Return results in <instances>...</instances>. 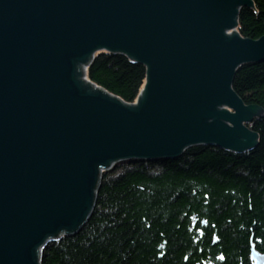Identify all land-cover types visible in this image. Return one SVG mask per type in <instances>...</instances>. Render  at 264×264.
<instances>
[{
	"label": "water",
	"instance_id": "water-1",
	"mask_svg": "<svg viewBox=\"0 0 264 264\" xmlns=\"http://www.w3.org/2000/svg\"><path fill=\"white\" fill-rule=\"evenodd\" d=\"M251 0H0V264H40L41 245L79 231L99 169L179 156L196 144L244 152L264 116L232 88L264 60V34L235 31ZM144 63L136 103L92 88V49ZM253 250L256 259H264Z\"/></svg>",
	"mask_w": 264,
	"mask_h": 264
},
{
	"label": "trees",
	"instance_id": "trees-1",
	"mask_svg": "<svg viewBox=\"0 0 264 264\" xmlns=\"http://www.w3.org/2000/svg\"><path fill=\"white\" fill-rule=\"evenodd\" d=\"M238 10L237 31L264 34V0ZM87 76L133 102L145 67L98 52ZM232 88L264 110V61L241 64ZM256 145L233 152L198 144L168 161L126 160L100 180L94 209L73 235L49 242L40 264H248L264 250V116L247 123Z\"/></svg>",
	"mask_w": 264,
	"mask_h": 264
},
{
	"label": "bare ground",
	"instance_id": "bare-ground-1",
	"mask_svg": "<svg viewBox=\"0 0 264 264\" xmlns=\"http://www.w3.org/2000/svg\"><path fill=\"white\" fill-rule=\"evenodd\" d=\"M249 7H253V5H251V6H249ZM238 10H239V9H238ZM237 20H238V13H237V19H236V26H235V31H236V32H238V31H237ZM244 38H245V37H244ZM103 51L107 52L108 54H111V56H120V57H124V58H126L130 63H140V64H142L144 67H145V65H144V63L139 62L138 60H136V59H134V58H131L130 56H128L127 54H125V53H123V52H121V51L108 50V49H106V48L97 47V48L92 49L91 52L88 53V57H87V59H86L84 65H83V68H82V71H81V74H82V78H83V80H84L85 82H87L92 88H94V89H96V90H98V91H100V92H102V93H104V94H105V92H106V93H107L106 95H109V96H115V97L119 98L121 101L125 102V101H124L122 98H120L118 95H116V94H114V93L108 91L107 89H105L104 87H102L101 85H99L98 83H96L95 81L91 80V79L87 76V68L91 65L92 61L95 59V57H96V55L98 54V52H103ZM144 80H145V79H144ZM143 85H144V83H143ZM142 89H143V86H142L141 90L138 92V94H137V96H136V98H135V100H134L133 102H127V103H128V104H134V103H136L137 98L139 97V95H140ZM248 127H249V126H248ZM249 128H250V127H249ZM251 130H252V129H251ZM196 145H198V144H196ZM247 151H248V150H247ZM177 157H178V156H177ZM177 157H174V158H168V159H164L163 157H154V158H150V159H134V160H143L144 163H147L149 160H154V161H156V160H157V161H159V160L168 161V160H173V159H175V158H177ZM122 160H124V159H122ZM122 160L116 161L115 164H116V163H119V162H122ZM130 160H133V159H130ZM112 168H114V165H112L111 169H112ZM117 170L121 171V168H118ZM104 171H106V170H101V169H99V178H100V180H101L102 177L106 174V173H104ZM96 200H97V197L95 196V204H96ZM95 204H94V206H95ZM93 209H94V207H93ZM92 211H93V210H92ZM89 217H90V216H89ZM87 221H88V219L86 220V222H87ZM86 222H85V223H86ZM85 223L81 226V228L85 225ZM81 228H80V229H81ZM80 229H79V230H80ZM76 232H77V231H76ZM76 232H74L73 234H75ZM73 234H71V235H73ZM62 236H65V235H57V236H53V237L49 238L45 244L41 245V248H40V251H39V257H40V259H41L42 249L45 247V245H46L47 243H49V242H52V241H56V240H58V239L61 238ZM257 250H258V251H257ZM255 251L257 252L256 254H258V255H262V254H264V253H262V251H260L259 249H255ZM260 252H261V253H260ZM263 258H264V257H263ZM251 264H253V263H251Z\"/></svg>",
	"mask_w": 264,
	"mask_h": 264
},
{
	"label": "rangeland",
	"instance_id": "rangeland-1",
	"mask_svg": "<svg viewBox=\"0 0 264 264\" xmlns=\"http://www.w3.org/2000/svg\"><path fill=\"white\" fill-rule=\"evenodd\" d=\"M240 35V34H239ZM241 36V35H240ZM264 61V60H263ZM248 63V62H247ZM252 63H256V62H252ZM248 105V104H247ZM255 117H260V116H255ZM254 117V118H255ZM253 118V119H254ZM252 119V120H253ZM126 160H130V159H124V160H122V161H126ZM119 163H121V162H119ZM114 165V168H116L118 165H117V163L115 164H113ZM118 168H120V167H118ZM119 171V170H118ZM118 171H116L115 172V170L112 168H110L109 170H106V171H104V173H109V174H115V173H117ZM98 182H99V184H100V178H99V174H98V180H97ZM255 249H257V247L255 246V243L251 240L250 242H249V252H248V264H251V263H253V264H264V259H256V258H254L253 257V255L254 254H252V252H253V250H255ZM258 251V250H257ZM260 251H262V250H260ZM261 253V252H260ZM262 253H264V250L262 251ZM262 255H264V254H262ZM210 264V263H209ZM211 264H214V263H211Z\"/></svg>",
	"mask_w": 264,
	"mask_h": 264
}]
</instances>
